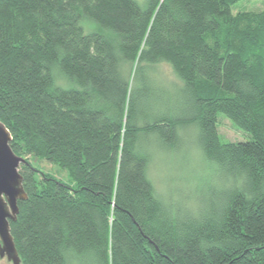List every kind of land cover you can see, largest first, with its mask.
<instances>
[{"label":"trees","instance_id":"1","mask_svg":"<svg viewBox=\"0 0 264 264\" xmlns=\"http://www.w3.org/2000/svg\"><path fill=\"white\" fill-rule=\"evenodd\" d=\"M239 1L0 0V120L26 159L21 264H264V9L233 13ZM166 62L182 112L148 107ZM221 115L252 138L223 141ZM191 124L217 182L195 210L148 174L149 145L175 149Z\"/></svg>","mask_w":264,"mask_h":264},{"label":"rangeland","instance_id":"2","mask_svg":"<svg viewBox=\"0 0 264 264\" xmlns=\"http://www.w3.org/2000/svg\"><path fill=\"white\" fill-rule=\"evenodd\" d=\"M140 4L146 0H136ZM264 9V0H240L232 5L233 13L240 11H261ZM86 31L99 29L92 20L82 21ZM150 97L146 98L148 107L153 111L167 112L174 106L182 112L188 107L187 97L179 90L183 88V82L176 76L172 65L169 63H159L153 66L151 71ZM179 91V92H178ZM219 130L223 141H246L251 139L248 132H244L225 116H219ZM180 143L175 149L155 147L149 145L152 158L148 169L156 191L166 203L171 204L173 200L177 202L194 205V210L202 204L195 203L197 190L206 184H215L210 177L214 176L212 165L204 159L203 151L199 145V129L195 125L179 128ZM33 165L40 171L49 173L56 178L71 183L69 170L61 167L56 162H50L45 158L31 157ZM187 200V202H186ZM0 264H13L8 256L0 259Z\"/></svg>","mask_w":264,"mask_h":264},{"label":"water","instance_id":"3","mask_svg":"<svg viewBox=\"0 0 264 264\" xmlns=\"http://www.w3.org/2000/svg\"><path fill=\"white\" fill-rule=\"evenodd\" d=\"M13 137L8 127L0 120V238L3 241L2 255H7L13 264H21V258L11 234L10 221L19 214V200L28 197L19 169L26 159L11 147Z\"/></svg>","mask_w":264,"mask_h":264},{"label":"flooded vegetation","instance_id":"4","mask_svg":"<svg viewBox=\"0 0 264 264\" xmlns=\"http://www.w3.org/2000/svg\"><path fill=\"white\" fill-rule=\"evenodd\" d=\"M2 250H4V246H3V241L0 238V259L3 258V257H5V256H7L6 254L1 256Z\"/></svg>","mask_w":264,"mask_h":264}]
</instances>
